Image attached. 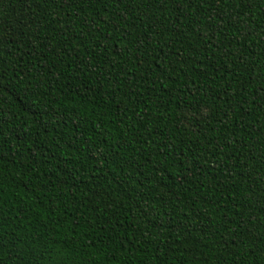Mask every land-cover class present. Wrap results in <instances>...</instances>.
I'll list each match as a JSON object with an SVG mask.
<instances>
[{
	"label": "trees",
	"instance_id": "16d2710c",
	"mask_svg": "<svg viewBox=\"0 0 264 264\" xmlns=\"http://www.w3.org/2000/svg\"><path fill=\"white\" fill-rule=\"evenodd\" d=\"M0 264H264V0H0Z\"/></svg>",
	"mask_w": 264,
	"mask_h": 264
},
{
	"label": "snow or ice",
	"instance_id": "6c2138e0",
	"mask_svg": "<svg viewBox=\"0 0 264 264\" xmlns=\"http://www.w3.org/2000/svg\"><path fill=\"white\" fill-rule=\"evenodd\" d=\"M240 2V0H237V3H239Z\"/></svg>",
	"mask_w": 264,
	"mask_h": 264
}]
</instances>
